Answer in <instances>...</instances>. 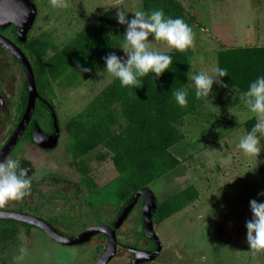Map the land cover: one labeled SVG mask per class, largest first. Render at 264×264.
<instances>
[{
	"label": "rangeland",
	"instance_id": "1",
	"mask_svg": "<svg viewBox=\"0 0 264 264\" xmlns=\"http://www.w3.org/2000/svg\"><path fill=\"white\" fill-rule=\"evenodd\" d=\"M33 1L37 16L28 34L29 40H34L36 51L41 43L46 45L47 53L44 57L41 55V59L64 46L107 10L115 16L123 7L130 12L131 18L132 12L142 9L141 0H68L67 8L53 7L51 0ZM178 1L195 34L193 46L186 49L191 62L188 80L192 87L195 88L191 79L194 73L213 74L218 50L264 45V0ZM120 26L125 32L126 26ZM150 47L158 51L170 50L164 41H153ZM116 54L123 56V49ZM28 56L35 61L33 51L28 50ZM71 78L67 75L64 80L69 82ZM113 78L105 71L104 63L96 72H84L68 85L51 82V93L46 90V94L55 106L61 129L58 145L50 152L25 142L18 146L10 157L21 159L30 168L32 189L23 199L10 200L4 207L18 208L20 205L23 211L50 220L67 235L113 219L120 205L90 207L85 199L87 191L79 184V177L86 168L89 177L99 186L112 180L116 170L111 153L98 145L73 158L66 146L69 120ZM22 81L19 66L8 55L0 56V93L7 102L6 108L0 110V147L20 115ZM213 91L215 98L206 99L203 117L184 119L185 140L171 149L181 160L180 166L150 184L158 202L189 184L198 189L199 198L188 208L154 224L162 249L148 264H264V250H250L246 240V221L252 217L249 202L251 199L264 200V196H258L264 192V174L259 171V165L264 163L262 151L256 158L244 155L237 147L246 134L243 121L250 113L244 104L233 103L234 93H219L215 84ZM207 113L214 114L216 120L211 122L212 116ZM210 122L214 124L209 125ZM214 142V151H208ZM140 212L142 206L138 205L120 227L119 247L108 264L130 262V252L122 244L147 245L139 233ZM106 244V238L99 237L83 245L66 246L51 239L42 229L32 227L26 236L20 227L15 240L0 245V260L18 264L15 257L21 247H26L28 254L21 264H95Z\"/></svg>",
	"mask_w": 264,
	"mask_h": 264
},
{
	"label": "trees",
	"instance_id": "2",
	"mask_svg": "<svg viewBox=\"0 0 264 264\" xmlns=\"http://www.w3.org/2000/svg\"><path fill=\"white\" fill-rule=\"evenodd\" d=\"M30 1L34 3L33 0ZM141 4L145 11L163 9L166 16L182 17L191 26L185 9L178 0H141ZM0 34L22 49L34 73L39 98L36 100L30 125L22 139L35 146L31 133L32 124L37 123L44 134L53 131L52 113L56 114V111L51 98L46 94V90L51 93V82L57 81L60 85L73 83L83 75L82 67L90 69L87 73L96 72L105 63L104 56L119 51L123 44L124 30L112 11L107 10L79 30L64 46L55 49L46 59H41V55L44 57L47 53L46 45L41 43V48L37 45L39 49L36 51L33 47L34 40H29V34L25 43L18 42L14 26L0 28ZM1 47L0 45V53H3L4 49ZM28 50L34 52L36 62L29 58ZM167 52L172 56L173 63L161 76L154 78V75L149 73L141 78L143 86L133 90L122 87L119 80L114 77L68 122L69 140L66 146L72 157L78 158L98 145L103 146L111 153L116 170V176L102 186L89 177L88 168L81 173L79 184L87 191L86 203L92 208L103 204H116L120 205L118 210L120 214L133 193L144 187L150 189V184L181 164V160L171 152V149L186 137L183 130L184 119L203 117L206 99L198 98L195 95V88L189 84L191 62L188 52L175 48ZM13 61L19 66L15 58ZM217 66L227 68L229 75L222 78L227 87L217 85L219 93H234L233 103L240 104V93L247 90L250 82L257 76L264 74V46H234L218 50ZM19 69L21 70L20 67ZM67 75L72 77L69 82L64 80ZM183 87L188 88L189 93L186 106H180L173 96V91ZM26 98L27 83L24 81L20 92L18 119L24 110ZM207 114L205 119L208 117ZM210 116L215 117L214 114ZM45 119L48 120L47 123ZM255 122L254 116L243 121L246 133ZM261 144L264 146V138H261ZM262 156L264 159V149ZM259 171L264 173V163L259 165ZM198 198V190L189 184L161 202L156 199V210L152 214L153 223L163 221ZM138 205H143L142 197L138 198L131 212ZM0 209L24 212L20 205L18 208L3 206ZM139 222L140 236L145 238L141 216ZM20 227L28 236L31 226L0 219V245L15 240ZM122 245L126 249L135 247L129 244ZM151 248H154L152 243ZM0 264L6 262L0 260Z\"/></svg>",
	"mask_w": 264,
	"mask_h": 264
},
{
	"label": "clouds",
	"instance_id": "3",
	"mask_svg": "<svg viewBox=\"0 0 264 264\" xmlns=\"http://www.w3.org/2000/svg\"><path fill=\"white\" fill-rule=\"evenodd\" d=\"M52 6L67 8L68 0H51ZM125 8H119L115 18L121 25H125L123 44L120 47L124 51L123 56L110 52L103 57L105 71L117 78L122 87H142V77L149 73L154 78L161 76L169 70L173 58L167 51L152 49L150 45L153 40L164 41L168 48L186 50L193 46L195 34L192 27L182 17L166 16L163 9L145 11L137 9L129 18ZM152 37V39H149ZM82 72L90 71L87 67L81 68ZM229 76L228 69L215 67L213 74L207 71L194 73L191 77L195 85V95L209 101V97L215 98L213 85L227 87L223 77ZM188 88L183 87L173 91V96L180 106L188 104ZM239 100L246 106L256 122L251 129L243 135L237 147L246 156H255L264 149L261 138L264 137V74L257 76L250 82L247 90L240 93ZM30 168L22 163L19 158L5 157L0 159V207L10 200H21L27 196L32 189V177L29 175ZM264 196V192L258 193ZM251 219L246 221V240L250 250H264V200L251 199ZM28 254L26 247L19 249L15 257L18 264L23 262Z\"/></svg>",
	"mask_w": 264,
	"mask_h": 264
},
{
	"label": "water",
	"instance_id": "4",
	"mask_svg": "<svg viewBox=\"0 0 264 264\" xmlns=\"http://www.w3.org/2000/svg\"><path fill=\"white\" fill-rule=\"evenodd\" d=\"M36 16L37 8L30 0H0V28L4 29L9 26H14L17 40L20 43H25L27 35L35 22ZM0 44L15 56L22 67L27 82L26 106L17 126L0 149V159H3L10 154L12 149L19 142L31 120L36 100L39 97L35 85L34 73L25 54L1 34ZM52 126L53 132L50 135H47L42 133L37 123H34L32 128V140L39 148L52 150L57 147L60 136V127L55 113H52ZM139 197H142L143 199L141 217L144 235L147 239L154 242L156 248L152 252H148L130 247L128 250L134 255L131 264H138L153 261L159 255L162 248L154 230V223L152 220V214L156 210V197L147 187L141 188L132 194L121 210V213L114 221L112 227L107 225L90 226L77 235L70 237L63 236L48 222L33 215L0 209V219L17 221L31 227L42 229L51 239L66 246L83 245L88 243L93 236L99 233L105 234L107 236V244L95 264H108L117 253L118 240L116 230L120 228L127 219L128 214L136 205Z\"/></svg>",
	"mask_w": 264,
	"mask_h": 264
},
{
	"label": "flooded vegetation",
	"instance_id": "5",
	"mask_svg": "<svg viewBox=\"0 0 264 264\" xmlns=\"http://www.w3.org/2000/svg\"><path fill=\"white\" fill-rule=\"evenodd\" d=\"M2 35V34H1ZM4 37H6L5 35H3ZM7 38V37H6ZM10 42H12L14 45H16L12 40H10L9 38H7ZM19 42V41H18ZM1 45V44H0ZM2 46V45H1ZM17 46V45H16ZM21 51H22V49L19 47V46H17ZM2 49H4V52L3 53H0V56H2V57H5L6 55H8L12 60H13V58H15V56L13 55V54H11V52L10 51H8V50H6L3 46L1 47ZM23 52V51H22ZM16 59V58H15ZM17 60V59H16ZM12 62V61H11ZM18 62V61H17ZM18 65H19V67L21 68V70H22V67L20 66V64H19V62H18ZM22 76H23V81H22V86H23V83H24V81H26V79H25V76H24V72H23V70H22ZM27 83V82H26ZM22 88V87H21ZM19 100H20V96H19ZM26 100H27V98H26ZM6 105H7V102H6V99L2 96V94L0 93V110H4L5 108H6ZM25 106H26V104H25ZM24 109H25V107H24ZM24 111V110H23ZM23 113V112H22ZM21 116H22V114H21ZM21 116H20V118H21ZM20 118L16 121V123L14 124V126L12 127V129L10 130V132H9V135H8V137L6 138V140L3 142V144L1 145V147H0V149L2 148V146L5 144V142L7 141V139L9 138V136L11 135V133L13 132V130L15 129V127L17 126V124H18V122H19V120H20ZM29 125H30V121H29V123H28V125H27V127H26V129H25V131H24V133L27 131V129H28V127H29ZM33 125L34 124H32V127H31V133H32V128H33ZM53 132V131H52ZM51 132V133H52ZM23 133V134H24ZM51 133H49V134H47V135H50ZM23 134H22V136H21V138H20V140H19V142L17 143V145L12 149V151L10 152V154L7 156V157H10L12 154H13V152L15 151V149L16 148H18V146L22 143V142H25V143H27L29 146H31V147H33V148H37V149H39V150H41V151H43V152H50V151H52V150H54V149H52V150H44V149H41V148H39L35 143V146H32V145H30V143H28V141H26V140H23L22 139V137H23ZM29 172H30V170H29ZM135 210V209H134ZM133 212V211H132ZM131 212V213H132ZM21 213H25V214H29V215H32V214H30V213H28L27 211H24V212H21ZM131 213H129L130 215H131ZM128 214V216H127V219L129 218V215ZM33 216H35V215H33ZM119 216V214H118V212L116 213V215L113 217V219L109 222V223H98V224H95V225H107V226H110V227H112L113 226V223H114V221L116 220V218ZM36 217H38V216H36ZM39 218H41V217H39ZM42 220H44V221H46V222H48L57 232H59L60 234H62L63 236H74V235H77L78 233H80L81 231H83V230H81L80 232H78V233H76V234H70V235H67V234H64V233H62L59 229H58V227H56V225L54 224V223H52L50 220H46V219H43V218H41ZM126 219V220H127ZM141 219H142V217H141ZM125 220V221H126ZM124 221V222H125ZM95 225H91V226H95ZM122 226V225H121ZM142 226H143V224H142ZM88 227H90V226H88ZM87 228V227H86ZM85 228V229H86ZM119 229L120 228H118L117 230H116V236H118V232H119ZM154 230H155V227H154ZM99 237H101V238H106V240H107V236L105 235V234H102V233H99V234H97V235H95V236H93L91 239H90V241L92 240V239H97V238H99ZM146 241H147V245H145V246H141V247H133V248H135V249H137V250H142V251H148V252H152L155 248H156V246H155V244H154V242L153 241H151V240H149V239H147L146 237L144 238ZM118 240V239H117ZM89 241V242H90ZM88 242V243H89ZM151 243L154 245V248H151ZM118 247H119V241H118V245H117V249H118ZM130 247H128L127 248V250L129 249ZM162 249V248H161ZM129 251V250H128ZM103 252V251H102ZM101 252V253H102ZM161 252V251H160ZM160 254V253H159ZM101 255V254H100ZM130 262L128 263V264H131V261L133 260V258H134V255L132 254V253H130ZM158 257V256H157ZM156 257V258H157ZM155 258V259H156ZM154 259V260H155ZM153 260V261H154ZM150 262H152V261H150ZM150 262H142V263H138V264H148V263H150Z\"/></svg>",
	"mask_w": 264,
	"mask_h": 264
},
{
	"label": "crops",
	"instance_id": "6",
	"mask_svg": "<svg viewBox=\"0 0 264 264\" xmlns=\"http://www.w3.org/2000/svg\"><path fill=\"white\" fill-rule=\"evenodd\" d=\"M245 46H247V45H245ZM255 46H264V45H255ZM250 47H251V46H250ZM205 106H206V103H205ZM205 106H204V109H205ZM215 120H216V116H215L214 118H212L210 121L213 122V121H215ZM211 122H210L209 125H213V124H214V123L212 124ZM184 140H185V139H184ZM184 140H183V141H184ZM214 144H215V142H214V143H211V144L209 145V147H208V151H210V152L214 151V149H213ZM225 148H227V147H226V144H225ZM208 151H207V152H208ZM263 174H264V173H263ZM196 189H197V188H196ZM197 190H198V189H197ZM198 192H199V191H198ZM197 200H198V199H197ZM197 200H196V201H197ZM194 202H195V201H194ZM194 202H193V203H194ZM193 203L189 204V205L186 206L185 208H188V207L191 206Z\"/></svg>",
	"mask_w": 264,
	"mask_h": 264
}]
</instances>
